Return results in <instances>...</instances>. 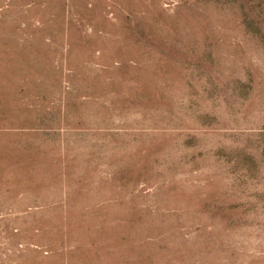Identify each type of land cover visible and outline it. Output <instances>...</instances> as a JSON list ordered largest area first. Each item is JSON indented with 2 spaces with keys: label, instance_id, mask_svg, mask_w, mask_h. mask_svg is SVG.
I'll list each match as a JSON object with an SVG mask.
<instances>
[{
  "label": "rangeland",
  "instance_id": "obj_1",
  "mask_svg": "<svg viewBox=\"0 0 264 264\" xmlns=\"http://www.w3.org/2000/svg\"><path fill=\"white\" fill-rule=\"evenodd\" d=\"M0 264H264V0H0Z\"/></svg>",
  "mask_w": 264,
  "mask_h": 264
}]
</instances>
